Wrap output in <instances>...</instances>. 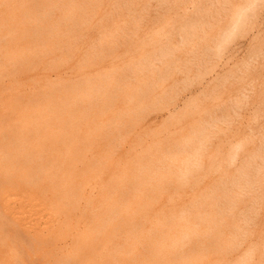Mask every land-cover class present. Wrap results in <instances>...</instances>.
<instances>
[{
    "label": "bare ground",
    "instance_id": "obj_1",
    "mask_svg": "<svg viewBox=\"0 0 264 264\" xmlns=\"http://www.w3.org/2000/svg\"><path fill=\"white\" fill-rule=\"evenodd\" d=\"M150 1L0 0V31L3 27L5 29L6 23L11 24L6 26V30L9 29L5 33L2 32L5 35L3 38L9 37L7 41L13 43L7 49L10 42L7 45L4 39L7 50H2L8 52L6 57H0L13 59L17 63L23 60L21 58L27 53L26 49L40 52L45 58L40 59V62L38 59L39 65L36 60V65L32 66L34 63H31L32 67H29L26 62L28 59L25 58L26 61L20 63H27L29 68L25 63L23 67L26 66L24 69L28 71L40 69L33 71L36 76L30 77L42 91L44 88L45 92L50 91L54 87L56 90L54 94V89L50 94H41L39 90V103L37 100L35 103L32 101L33 97H40H37L36 92V88H39H33L30 84L32 88H29L27 95L22 96V100L18 96L19 91L17 96L12 93L10 97L6 92L7 95L1 92L0 114L7 112L10 115L13 112L15 117H11L13 122L9 124L10 121L7 128L12 144L4 142V139L0 142V264H264V158H260L262 152L257 149L251 151L249 158L255 160L259 157L260 163L244 162L234 170L225 166L205 165V177L216 174L220 179H205V187L199 190L192 182L187 189L195 191L194 195H184L183 188L177 183L166 185L160 179H137L135 175L138 171L137 174L131 173L129 179L117 178L115 174L113 178L104 179L102 172L107 168L105 162L93 164L89 160V156L96 152L89 138L96 128L103 125L105 117L100 116L108 114L111 108V105L106 104L103 110L99 105L104 103L105 97H109L105 84L111 88L117 81L105 75L82 77L86 72L91 73L92 69L86 66L88 69L84 71L80 64L92 65L97 62L94 61L96 52L115 47V44H111L113 39L125 30L121 23L148 17L146 8ZM54 10L58 12L55 14ZM52 12L55 15L52 16ZM94 23H100L97 30L99 35L96 37L98 42L93 47L89 48L88 45L84 48V54L91 52L93 56L84 60L82 58L83 62H73L69 66V73H64L66 76L61 72H53V75L56 74L54 78H47L45 71L48 65L51 64L55 69L61 68V65L66 67L63 63H69L70 57L79 51L78 41L89 36L92 27H95L92 26ZM34 27L42 28L39 34L44 35L48 31L53 34L46 39L43 37L49 34L38 37L36 32L39 30L35 32ZM152 33L158 35L160 31ZM31 35L38 40L33 37L34 43L31 41L30 45L26 42L28 48L26 45L25 51L22 50L19 45L21 37L24 40ZM11 38L17 39L12 42ZM65 41L70 43H65L66 48H60ZM0 52L2 55L5 53ZM34 54L25 56L32 59ZM37 58L40 57L37 55ZM11 67H7L10 72ZM50 68L48 70H53ZM10 72L3 74H13ZM17 81L14 86L18 90L22 84ZM14 96L20 101L15 100ZM76 105L82 109L73 110ZM38 119L41 120V127L35 129L36 125L34 127L32 124ZM5 127L0 126V138L8 134V139L9 133H4ZM206 130L205 138L208 135ZM260 147L264 148V141ZM63 150L71 155L65 168L62 162L68 159L62 160V154L63 157L68 155L66 153L65 156ZM77 152L82 155L81 159ZM216 155L222 160L229 158V152L223 150L219 153L205 152V158L211 161ZM198 156L174 159L182 163L185 171L198 166ZM21 159L25 164L18 166ZM78 180L90 181L87 183L90 189L86 187L88 194L83 195L85 181L81 183L83 192H79L77 187L80 185L77 184L80 183L76 184ZM74 182L79 194L73 191ZM15 200H18L16 208ZM27 224L32 228L27 229Z\"/></svg>",
    "mask_w": 264,
    "mask_h": 264
},
{
    "label": "rangeland",
    "instance_id": "obj_2",
    "mask_svg": "<svg viewBox=\"0 0 264 264\" xmlns=\"http://www.w3.org/2000/svg\"><path fill=\"white\" fill-rule=\"evenodd\" d=\"M55 12L58 11L54 10ZM146 12L148 17L145 19L136 22L125 20L121 23L122 29H125L124 33L122 32L113 39L111 44H115V47H111L112 49L109 47L111 50L107 48V50L99 51L100 53L96 52L97 58H94V61L97 60L96 63L92 65L80 64L84 71L88 69L86 66H90L92 69L91 73L86 72L81 75L82 77H90L91 74L93 76L105 75L108 79L117 81L116 85L114 84L111 88L104 83L107 86L105 89L108 91L109 97H105L104 103L99 105L103 110L106 104L111 105V108L108 110V114L100 116V118L105 117V121L101 127L95 129L93 136L89 138L91 147L96 151L89 156L90 162L93 164L94 162H105L107 168L102 172L104 179L113 178V174L117 178L129 179L131 173L137 174L139 172L135 175L137 179L154 178L160 179L166 185L179 184L180 188H183L184 195L196 193L187 189V186L192 182H195L194 186L199 190L205 187V179H220L216 174L205 177V165L225 166L234 170L240 168L244 162L249 164L262 162L258 160L259 157L250 160L249 155L252 150L257 149L260 153L262 152L260 158H264L262 156L264 155V150H262L264 148L260 147L261 142L264 141L262 138L264 137V0H166L164 3L161 0L158 3L151 0ZM54 13L52 12L51 15L56 14ZM98 25L100 27V23H94L92 26L95 27L91 26L93 30L89 36L82 37L83 39L78 41L79 51L70 57V61H67L69 63H63L66 67L61 65L62 69L60 67L55 69L52 68L51 64L48 65L47 71H45V74L49 75H46L47 78L52 79L59 72L62 75L67 74L70 71L69 66L73 62L93 56L91 52H88V56L84 54V48L88 45L89 48L93 47L98 42L96 38L99 35ZM6 26L4 30L3 27L0 31V41L2 40L0 44L3 46L0 45V51L5 52L4 55L0 52V55L5 57L8 51L3 50L9 49L13 45L9 37L3 38L4 33L9 29L6 30ZM40 27L42 26L40 25ZM40 27L33 28L34 31L39 30V32L35 31L36 36L43 31ZM157 30L160 31L158 35L152 33V31ZM49 32L44 33V35L49 34L48 36L45 35L47 37H43L42 33L38 37L49 38L53 34L52 31ZM31 36L28 39L24 36V40L23 36L21 37L19 45L22 50L25 51L27 43L30 45L31 41L32 44L34 43L36 37ZM16 39H12V42ZM188 40H191V43ZM3 41L7 45L10 42L7 49ZM65 43L70 42L65 41L60 45V48L62 46L64 49ZM60 48L58 47V49ZM27 50L26 52L29 53H26V56L29 57L31 53H35L34 56L31 55L34 58L36 56V59L33 57L29 59L24 54V56L21 55L22 61L25 59L31 61L25 60L29 63V67L35 66L36 60L39 65V62L45 58V55L42 56L40 52L37 54L36 51ZM37 55L40 58H37ZM143 56L144 58H142ZM0 59V62L2 61L0 63L2 73L0 74V89L2 90L0 91V98L2 94L7 93L10 97L12 93L15 96L20 93L18 96H21L20 100H22L29 92V88L38 87L30 76H36L33 71H37L39 68L35 70L32 68L33 70L28 71V69H24L26 66L28 67V64L23 62L22 65L21 60L15 63L13 59L7 58L9 62L4 57H0ZM141 62H143L142 69L140 68ZM24 63L26 64L25 67H23ZM31 63L34 65L31 66ZM1 64H4V68ZM103 64L107 65L101 67ZM6 66L8 68L13 66L10 69L12 71L17 66L14 71H17L16 73L11 71L15 78L13 74L5 76L6 72H10ZM18 66L24 70L19 71ZM49 67L53 70H48ZM18 72H21L20 76ZM53 72L56 74L53 75ZM22 78L26 79L23 80ZM27 78L30 80L28 81ZM16 81H20L19 83L22 84L18 90L15 88ZM24 83L27 84V87ZM7 85L11 86L5 88ZM77 85L80 86L81 84ZM38 88H36L37 97H40H33V103L36 100L39 103L40 93L50 94L55 87L52 90L49 88L50 91L46 92L45 88L44 91L42 88ZM7 89L9 90L7 91ZM54 92H56L55 89L52 93L54 94ZM15 96L14 99L18 100ZM75 107V109L73 108L75 111L82 109L79 105ZM9 114L12 116L8 115L7 112L0 114L2 119V121L0 119V126H6L4 133H9L7 128L13 122L11 117H15L13 112ZM2 115H4L3 118ZM4 117L7 121L4 120ZM38 120L32 124L34 127L36 125L35 129L37 126L41 127L39 124L41 120ZM6 123L9 124L6 125ZM205 130L208 133L207 138H205ZM5 136L0 138V142L2 143L4 139V142L11 143V134L9 133L10 138H8L10 141L7 139L8 134ZM65 142L66 140L63 141V143ZM45 150L47 151V148ZM64 150L61 152H65V156H68L63 157L64 154H62V160H68H66L67 162L61 160L63 166L69 163L71 159L70 153L68 154ZM220 150L229 152V158L218 159L219 155H216L212 161L205 158V152L218 151L219 153ZM9 152L11 153V151ZM79 152L81 154V151ZM79 152L77 155L80 158L82 155H79ZM195 155H199L198 166L188 168L185 171L182 163L180 164L178 160L174 159L179 157L193 158ZM225 156L227 157V153ZM97 160L99 161L97 162ZM20 161L18 166L25 164L22 159ZM56 163L54 162V164ZM147 174L153 176L149 177ZM235 178L224 177V179ZM83 181L78 180L76 182V184L80 183L77 186L80 185L81 188L74 186L76 185L74 182V188L71 187L74 189H72L74 193L79 194V192L84 191V195L89 191L87 190L89 186L87 183L90 181H85L87 185ZM81 183L84 184L83 191H81ZM76 187L80 190H78L79 192H76ZM71 188L70 192H72ZM15 205L16 208L18 200ZM26 228L31 229L32 226L27 224Z\"/></svg>",
    "mask_w": 264,
    "mask_h": 264
}]
</instances>
